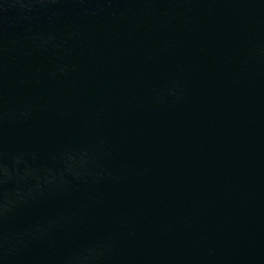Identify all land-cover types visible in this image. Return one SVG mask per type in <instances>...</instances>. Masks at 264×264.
Wrapping results in <instances>:
<instances>
[{"label": "water", "instance_id": "1", "mask_svg": "<svg viewBox=\"0 0 264 264\" xmlns=\"http://www.w3.org/2000/svg\"><path fill=\"white\" fill-rule=\"evenodd\" d=\"M0 264H264V0H0Z\"/></svg>", "mask_w": 264, "mask_h": 264}, {"label": "clouds", "instance_id": "2", "mask_svg": "<svg viewBox=\"0 0 264 264\" xmlns=\"http://www.w3.org/2000/svg\"><path fill=\"white\" fill-rule=\"evenodd\" d=\"M87 157H88V154L84 153L81 156V159L77 160L75 158V156L69 155L68 157H66L67 170L69 172H72L77 177L81 176L83 174L81 169L87 170V166H88V163H89V160H88ZM4 171H5L6 175H11V173L8 171V169L5 168ZM38 173H39V169H28V170L25 171V174L20 177V179H22V180L23 179H27L29 175L38 174ZM45 179H46L47 183L51 184L55 179H57V177L55 175L49 176L48 173L45 172ZM60 179H63L62 175H61ZM36 187L37 188L40 187L39 183H37ZM5 195H8V193H5ZM27 195H28V193H23L22 194L21 192L17 191L16 199L23 201ZM12 203H14V201L9 200L5 205L2 206L3 210L7 211L8 210V206L10 204H12ZM103 246L104 245H101L99 247H103ZM92 251H93L94 255L98 254L97 250H92Z\"/></svg>", "mask_w": 264, "mask_h": 264}]
</instances>
